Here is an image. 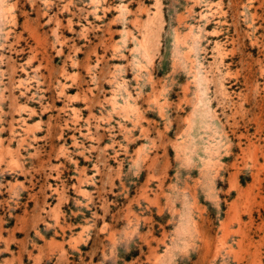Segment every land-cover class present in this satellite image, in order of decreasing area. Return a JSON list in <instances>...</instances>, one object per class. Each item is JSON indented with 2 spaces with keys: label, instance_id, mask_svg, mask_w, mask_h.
Here are the masks:
<instances>
[{
  "label": "rangeland",
  "instance_id": "obj_1",
  "mask_svg": "<svg viewBox=\"0 0 264 264\" xmlns=\"http://www.w3.org/2000/svg\"><path fill=\"white\" fill-rule=\"evenodd\" d=\"M0 264H264V0H0Z\"/></svg>",
  "mask_w": 264,
  "mask_h": 264
}]
</instances>
